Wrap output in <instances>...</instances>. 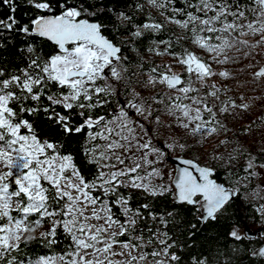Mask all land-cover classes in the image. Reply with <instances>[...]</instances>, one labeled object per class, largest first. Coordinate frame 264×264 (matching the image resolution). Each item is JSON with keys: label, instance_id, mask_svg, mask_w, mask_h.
Instances as JSON below:
<instances>
[{"label": "snow or ice", "instance_id": "obj_1", "mask_svg": "<svg viewBox=\"0 0 264 264\" xmlns=\"http://www.w3.org/2000/svg\"><path fill=\"white\" fill-rule=\"evenodd\" d=\"M0 9V264H242L199 235L264 217V0Z\"/></svg>", "mask_w": 264, "mask_h": 264}, {"label": "trees", "instance_id": "obj_2", "mask_svg": "<svg viewBox=\"0 0 264 264\" xmlns=\"http://www.w3.org/2000/svg\"><path fill=\"white\" fill-rule=\"evenodd\" d=\"M7 9H0V12H5ZM153 15L158 16V13L153 10ZM179 30H177V35H179ZM45 43V42H42ZM47 50L52 49V45L50 42H46L45 44ZM156 62H159L157 57H154ZM243 135V134H242ZM76 145L73 144V147ZM259 149V148H257ZM250 192V191H249ZM249 192L244 193L241 198L240 202L237 204V209H234L231 215V219L226 222H221V224L216 226H210L209 229H207L205 232H202L199 235V241L202 244H212L213 241L209 239V237H218V243L216 244L217 247H219L222 251L225 250V246L227 248H232L234 246V242L231 240V238L226 236L227 231L229 230V226H234L237 224V220H241L242 223L239 224V227L248 225L250 228L252 224L264 225V217H261L258 212L255 211L254 205L259 203L260 201L254 200V197L251 198L249 196ZM257 226V227H258ZM245 238L243 242L240 244L241 251L239 255L241 257H244L242 260V264H259L261 258L259 257H252V256H246V251H250L254 248H258V246L261 244V241L259 239L250 236L245 235ZM260 247V246H259ZM42 254L40 250H36L35 255ZM31 257V253L29 254Z\"/></svg>", "mask_w": 264, "mask_h": 264}, {"label": "rangeland", "instance_id": "obj_3", "mask_svg": "<svg viewBox=\"0 0 264 264\" xmlns=\"http://www.w3.org/2000/svg\"><path fill=\"white\" fill-rule=\"evenodd\" d=\"M157 59L159 61L157 63H173L172 59L170 57H168V56L157 57ZM247 62H248L247 60L244 61V63H247ZM238 67H243V65H239ZM176 71H180V69L177 68ZM244 78L245 77L243 75H241V80H243ZM257 94L258 93H251V92L249 93V95H257ZM262 114H264V113L261 112V107H260L259 104H257L256 106L253 107V109L249 113L245 114V118H243L242 122L245 123V124H247L248 121L255 120L256 117H258V116H260ZM236 127H239V125H236ZM255 147L256 148H259L260 147L259 137H257V139H256ZM261 195H264V192H262ZM249 196L251 198H253L254 197V193L250 191L249 192ZM257 226H258V224L257 225H255V224H252L251 225V227L253 229H255ZM240 228L242 230V234H244L245 227L244 226H241Z\"/></svg>", "mask_w": 264, "mask_h": 264}, {"label": "flooded vegetation", "instance_id": "obj_4", "mask_svg": "<svg viewBox=\"0 0 264 264\" xmlns=\"http://www.w3.org/2000/svg\"><path fill=\"white\" fill-rule=\"evenodd\" d=\"M258 228H260V230L258 232H256L254 237L259 239V241H261V244L259 246H262V245H264V225H259L255 229H258ZM255 229L252 228V230H255ZM244 234H245V232H244ZM251 237H253V236H251Z\"/></svg>", "mask_w": 264, "mask_h": 264}, {"label": "water", "instance_id": "obj_5", "mask_svg": "<svg viewBox=\"0 0 264 264\" xmlns=\"http://www.w3.org/2000/svg\"><path fill=\"white\" fill-rule=\"evenodd\" d=\"M172 163L175 164V163H178V161H172ZM259 230H260V228L252 230V228H250L248 225H246L245 226V235L250 236V237L254 236L256 234V232H258ZM262 246H264V245H262Z\"/></svg>", "mask_w": 264, "mask_h": 264}]
</instances>
